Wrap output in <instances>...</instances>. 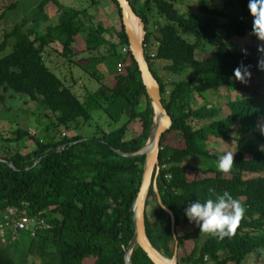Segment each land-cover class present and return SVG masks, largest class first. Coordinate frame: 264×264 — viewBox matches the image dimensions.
<instances>
[{
	"label": "trees",
	"instance_id": "obj_1",
	"mask_svg": "<svg viewBox=\"0 0 264 264\" xmlns=\"http://www.w3.org/2000/svg\"><path fill=\"white\" fill-rule=\"evenodd\" d=\"M110 1L122 20L118 1ZM129 1L145 25L146 59L173 122L161 139L157 188L163 205L175 216L179 264H246L250 254L261 257L264 134L259 125L264 121V72L258 71L256 64L264 56L257 52L258 41L251 33L247 0H234L246 11L245 16L204 4L191 13H181L177 0H144L136 10L133 0ZM51 3L58 9V23L40 33L41 23L48 20L45 9ZM86 17V11L66 7L58 0H40L34 16L23 18L0 42V103L5 104L12 92L28 97L40 112L37 126H32L35 134L31 126L18 127L13 137L0 141L1 153L5 154L0 155V214L8 208L26 209L30 216L45 218L48 224L36 236L29 234L30 242L25 246L18 240L0 248V264H23L17 258L18 251L35 257L39 264H125L126 249L135 233L132 206L140 190L145 157L126 158L113 148L125 155L140 151L149 139L154 109L130 54L123 24L119 30L100 23L88 27L82 20ZM106 34L118 42H111ZM78 35L84 42L83 54L73 51ZM248 36L251 43L245 47L246 55L233 49L234 39ZM54 43L62 47L58 55L73 65L78 66L77 59L88 54L81 60L94 65L115 63V68L108 77L85 69L99 88L84 89L83 95H76L46 65L45 50ZM154 43L157 46L152 56L149 48ZM209 43L213 44L211 53L204 60L197 59L196 52L207 50ZM10 45L12 52L4 55ZM122 48L128 49L127 54ZM157 61L167 64L165 70L170 75L179 77L189 72L188 77L168 86L154 68ZM118 63L123 66L120 70ZM239 63L249 65L260 83L245 85L236 80L232 73ZM224 87L245 96L228 102L230 114L226 119H218L221 108L209 104L193 108L195 95L203 97ZM95 111L106 114L110 126L123 124L106 131L94 120ZM137 125L139 135L126 138ZM235 127H239L236 154L230 170L220 172L216 161L222 153H211L208 141L211 137L232 140ZM66 130L75 131V135L69 136ZM177 134L183 137V147L164 145ZM27 140L35 145L32 151L16 150ZM190 159H198L200 166L195 169L187 163ZM188 171H194L193 180L188 178ZM224 191L245 209L231 236L220 239L199 231L198 226L179 235V227L193 225L183 213L188 203H203ZM145 224L152 246L163 257L173 259L176 241L171 216L156 201L153 188L147 198ZM198 235L205 240L195 243L187 253L185 242ZM131 261L153 264L138 246Z\"/></svg>",
	"mask_w": 264,
	"mask_h": 264
},
{
	"label": "rangeland",
	"instance_id": "obj_2",
	"mask_svg": "<svg viewBox=\"0 0 264 264\" xmlns=\"http://www.w3.org/2000/svg\"><path fill=\"white\" fill-rule=\"evenodd\" d=\"M11 0H0V42L4 39V34L6 31L11 30L14 25L21 23V20L25 18V14L27 13V10L30 8V1L22 0L20 4L17 6V9L10 10L8 7L10 6ZM132 1V0H131ZM144 0H133V6L136 10H139L143 5ZM207 5L212 8L216 9H224L226 7L230 12L236 13L240 16H245L246 11L242 10L237 3L234 0H177L176 2V8L181 13H191L195 8H198L200 5ZM29 8V9H28ZM5 12V15L1 17V15ZM52 16V12L50 13ZM58 21V20H57ZM162 22L163 19H160ZM121 28V27H120ZM40 33L45 32V29H40ZM141 32V31H140ZM140 34V33H139ZM82 40V39H81ZM192 41H194L193 38H191ZM251 43V37L248 36L243 39H234L233 41V49L240 51L241 49H245V47ZM258 43H260L258 41ZM84 45L83 40L80 41V38L78 39V43H75V46L81 49V45ZM212 43H209L207 46V50H204L203 52L201 50H198L196 52V57L199 60H204L208 57V55L211 53V50L213 49ZM56 50H62L61 45L57 43ZM12 45H10L4 55H7L12 52ZM58 50V51H59ZM154 47L153 44L150 46L149 51L153 53ZM122 51V49H121ZM60 52V51H59ZM88 57V54L82 55L81 58L86 59ZM64 61V63H63ZM66 59L62 58L59 55H54L49 61H46V65L51 69L52 72H54L58 77L66 81V84L74 91L76 95H83L85 90L89 91H96L99 88V83L94 80L85 69H88L89 72H96L102 71L104 72H110L112 69H114L115 64L111 65L110 63H104L100 65H94V64H88L86 61H82L81 59H77V62H82L80 65L78 63V66H75L71 63H67ZM115 62V61H114ZM166 63L165 62H156L154 65V68L156 72L165 80V82L168 84V86L176 81L184 80L188 77V73H185L179 77H175L170 75L166 70ZM118 68V64H117ZM80 77V78H79ZM76 80V85L74 84V80ZM260 81L256 78L255 74L251 72V77L248 79L246 83H243L245 85H253L258 84ZM245 96L244 94L236 91V90H228L227 88H222L219 92H209L203 95V97H200L198 95H195L193 98L192 106L195 109L200 108L201 106L205 104H209L212 106H215L217 108H221L222 112L218 119L224 120L226 117L230 114V110L228 107L229 101H237L243 99ZM28 111L31 112L28 114ZM39 109L38 107L30 101V99L23 95H15L14 93L7 94V100L5 104L0 103V141L3 138H11L12 133L18 128V127H26L31 126L30 130L35 133L36 129L32 126H37V118L39 117ZM41 116V115H40ZM94 120L98 124H100L101 127H103L106 131H114L121 127L123 122H120L118 124H114L113 126L109 125V118L106 114H104L101 111H95L93 112ZM54 119V117H53ZM125 120V118H124ZM55 121V119H54ZM263 123H260L259 129L262 134H264V121ZM136 126L135 129H130L126 135V138H132L134 136H137L140 131V128ZM63 128V127H61ZM237 130H239V127H235L234 130L231 132V138L232 140L223 141L220 139H216L211 137L208 141V150L211 153H224V152H231L233 153V156L236 154V142L235 139H237L238 134ZM64 131V130H63ZM137 132V133H136ZM69 136L75 135V131H67ZM164 145L174 146V147H183L184 146V140L183 137L179 134L172 137V139H169L164 143ZM16 150L27 153L32 151L35 148V145L32 141L27 140L25 143H22L18 145V147H15ZM2 149H0V155H5L4 153H1ZM191 166L197 167L200 166V162L198 159H190L188 162ZM201 177H207L209 175H200ZM264 176V175H263ZM225 177H230L229 175ZM188 178L190 180H193L195 178L194 171H188ZM197 228V225L193 224L192 227L190 226H181L177 229V232L179 235L183 236L186 232H193ZM30 236L29 233L25 232L22 234V237L18 244L21 246H25V244H28L30 242ZM205 240V238L201 235H198L196 238H194L192 241H186L185 242V250L187 253H189L192 248L194 247L195 243H202ZM16 251L13 250V256L16 257ZM18 260L22 262L23 264H39L38 259L35 257L23 253L22 251H18ZM261 259L256 254H250L246 258V264H264V254L261 253Z\"/></svg>",
	"mask_w": 264,
	"mask_h": 264
},
{
	"label": "water",
	"instance_id": "obj_3",
	"mask_svg": "<svg viewBox=\"0 0 264 264\" xmlns=\"http://www.w3.org/2000/svg\"><path fill=\"white\" fill-rule=\"evenodd\" d=\"M117 1L121 9L122 24L128 38L130 54L138 65L143 84L146 87L147 95L151 100V104L154 109L153 126L150 129V136L146 145L140 151L135 154L125 155L119 150L113 148L116 153L126 158L135 159L145 157L140 190L132 206L135 233L133 239L129 243L128 248L126 249L125 264H132L131 256L137 246L147 254L148 258L152 261L153 264H179L175 216L166 206L163 205L161 196L157 188V177L160 170L159 155L161 150V139L163 135L171 129L173 122L171 116L168 114L162 103L160 84L152 74L146 59L144 43L146 38L145 25L142 19L135 13L134 8L132 7L129 0ZM134 21H136L137 25L140 27V34L136 33L135 27L133 26ZM7 164L11 168H14V166L10 162H7ZM151 188H153L156 194V201L158 202V204L160 206L163 205L164 207L161 208L168 212L171 216V226L176 241L173 259L163 257L152 246L146 233V204Z\"/></svg>",
	"mask_w": 264,
	"mask_h": 264
},
{
	"label": "clouds",
	"instance_id": "obj_4",
	"mask_svg": "<svg viewBox=\"0 0 264 264\" xmlns=\"http://www.w3.org/2000/svg\"><path fill=\"white\" fill-rule=\"evenodd\" d=\"M247 11L252 18L251 33L260 42L257 45V52L264 56V0H247ZM241 53L246 55L247 50L242 48ZM249 67L239 63L233 69L235 79L246 83L251 77ZM256 68L264 72V58L257 60ZM232 163L233 153L224 152L217 158L216 167L220 172L227 173ZM244 211L240 201L234 199L227 191L215 194L214 198L209 197L203 203L199 200L190 202L183 209L184 216L190 224H195L199 231L220 239L232 235Z\"/></svg>",
	"mask_w": 264,
	"mask_h": 264
},
{
	"label": "crops",
	"instance_id": "obj_5",
	"mask_svg": "<svg viewBox=\"0 0 264 264\" xmlns=\"http://www.w3.org/2000/svg\"><path fill=\"white\" fill-rule=\"evenodd\" d=\"M21 1L22 0H11L9 7L13 6V8H11L10 10L17 9V6L20 4ZM27 1H30L31 6L29 7L30 9L28 8L29 10H27V13L24 16H25V18H30V17H33L34 14L36 13V8H37V5H38L40 0H27ZM58 1L61 5H64L66 7H69V8L78 10V11H86L88 17L83 18L82 20L84 21V23L88 27L93 26V25H97L99 23L108 29L116 28L119 30V29H121L120 27H122V20L120 18L119 11L116 9V7L112 4V2L110 0H58ZM134 1L138 2V0H134ZM51 12H52V16L50 15ZM45 14L48 17V20L41 23L40 29H43V30L44 29L46 30V28L48 26H55L58 23L57 20L59 18L58 9H57L56 5H54L53 3L49 4L46 7ZM105 36L107 39H109L113 43L118 42L117 38L111 34H106ZM79 38H80V41H82L81 36L78 35L76 37V43H78ZM56 45H57V43H54V44L50 45V47L45 50V61H49L52 57H54V55L59 54V51H61V50H59V49H58L59 51L54 50V49H57ZM156 46L157 45H155V43H154L153 44V47H154L153 52L155 51ZM80 47H81V49L76 47L74 44L73 51H75L76 53H82L83 54V51L85 50V46L82 44ZM81 57H82V55H81ZM81 57L78 58V60L81 59ZM158 62H163V61H158ZM63 63H64V61H63ZM78 63L80 65L82 62L81 63L78 62ZM75 66H77V65H75ZM102 73L105 77H108V75H109V72L102 71ZM75 82H76V80H75ZM66 132H67V130H66ZM139 133H140V131H139ZM139 133H137V134L139 135ZM259 259H261V257Z\"/></svg>",
	"mask_w": 264,
	"mask_h": 264
},
{
	"label": "built area",
	"instance_id": "obj_6",
	"mask_svg": "<svg viewBox=\"0 0 264 264\" xmlns=\"http://www.w3.org/2000/svg\"><path fill=\"white\" fill-rule=\"evenodd\" d=\"M122 52L127 54L128 49L122 48ZM151 54L154 56V53ZM122 67V64L118 63V69L120 70ZM64 135L66 134L63 133ZM47 228L48 224L45 218L30 216L26 209L8 208L3 214H0V248L17 242L25 232L34 237Z\"/></svg>",
	"mask_w": 264,
	"mask_h": 264
},
{
	"label": "bare ground",
	"instance_id": "obj_7",
	"mask_svg": "<svg viewBox=\"0 0 264 264\" xmlns=\"http://www.w3.org/2000/svg\"><path fill=\"white\" fill-rule=\"evenodd\" d=\"M133 26L135 27L136 33L139 34L140 33V27L137 25L136 21L133 22Z\"/></svg>",
	"mask_w": 264,
	"mask_h": 264
}]
</instances>
